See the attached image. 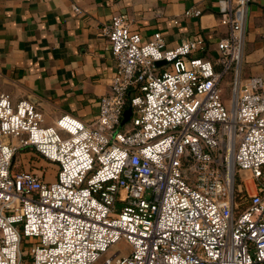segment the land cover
<instances>
[{"label":"built area","instance_id":"1","mask_svg":"<svg viewBox=\"0 0 264 264\" xmlns=\"http://www.w3.org/2000/svg\"><path fill=\"white\" fill-rule=\"evenodd\" d=\"M249 3L219 0L212 60L201 37L165 48L161 32L144 40L113 15L102 30L115 72L87 123L45 125L0 84V264L22 263V236L31 264H93L120 239L130 253L103 264H264V78L241 76ZM25 148L54 180L13 170Z\"/></svg>","mask_w":264,"mask_h":264},{"label":"crops","instance_id":"2","mask_svg":"<svg viewBox=\"0 0 264 264\" xmlns=\"http://www.w3.org/2000/svg\"><path fill=\"white\" fill-rule=\"evenodd\" d=\"M116 14L144 40L161 32L165 48L201 37L210 60L226 35L219 0H0L2 89L13 102L33 101L45 125L62 114L92 121L115 72L102 29ZM250 75L264 78V0L249 3L242 77Z\"/></svg>","mask_w":264,"mask_h":264},{"label":"rangeland","instance_id":"3","mask_svg":"<svg viewBox=\"0 0 264 264\" xmlns=\"http://www.w3.org/2000/svg\"><path fill=\"white\" fill-rule=\"evenodd\" d=\"M220 67H215L218 70ZM242 76V69H241ZM220 87L222 89L221 100L223 103H229L232 83H231V71H228L221 79ZM130 126V121L125 122L123 129H126ZM13 170H28L43 175L47 180H54L53 174L56 171V167L53 163H50L43 157H41L34 150L25 148L18 151L14 158ZM239 176H242L246 181H250L248 173H241ZM119 206V204H118ZM19 231L21 227L18 226ZM30 237L22 236L21 240V250L23 252L22 263L21 264H31V258L29 255V249L31 247ZM118 252L119 256L128 255L130 253V245L124 240H118L111 248L102 254L101 258L93 264H103L105 258H109Z\"/></svg>","mask_w":264,"mask_h":264},{"label":"water","instance_id":"4","mask_svg":"<svg viewBox=\"0 0 264 264\" xmlns=\"http://www.w3.org/2000/svg\"><path fill=\"white\" fill-rule=\"evenodd\" d=\"M158 64L163 63L162 61L157 62ZM131 115V109L130 107H127L124 111H123V117L122 120L120 122V126H122L125 122H127L129 120V117Z\"/></svg>","mask_w":264,"mask_h":264}]
</instances>
